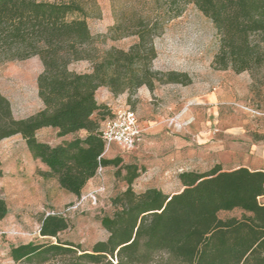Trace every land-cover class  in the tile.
Masks as SVG:
<instances>
[{
	"label": "trees",
	"instance_id": "1",
	"mask_svg": "<svg viewBox=\"0 0 264 264\" xmlns=\"http://www.w3.org/2000/svg\"><path fill=\"white\" fill-rule=\"evenodd\" d=\"M165 2L168 8L153 15V20L151 15L133 17L125 31L116 22L111 27L115 37L134 35L135 42L126 50L110 47L99 54L88 27L89 15L78 1L0 0V55L7 60L38 55L43 66L36 79L42 106L33 114L15 118L9 100L0 92V141L19 134L31 156L47 167L43 175L53 177L61 189L77 197L107 167L115 168V176L126 184L111 197V212L100 218L107 238L94 242L89 251L76 254L78 245L59 238L69 223L52 212L41 218L39 235L55 242L11 245L12 261L42 264L53 257L71 256L69 264H159V257L164 264H264L263 170L223 169L217 163L207 171L179 173L182 188L172 194L156 187L137 193L132 183L139 168L122 163L119 156H104L100 127L113 111L97 100L100 87L117 95L131 94L141 85L152 89L155 82L190 81L186 73L151 67L160 16L166 21L182 11L177 0ZM182 3L194 4L211 21L218 40L213 61L218 68L236 73L264 70V0ZM79 60L89 61L90 69L69 68ZM46 127L58 137L79 131L84 135L51 145L36 137ZM233 209L241 215H218ZM7 213L0 197V219Z\"/></svg>",
	"mask_w": 264,
	"mask_h": 264
},
{
	"label": "rangeland",
	"instance_id": "2",
	"mask_svg": "<svg viewBox=\"0 0 264 264\" xmlns=\"http://www.w3.org/2000/svg\"><path fill=\"white\" fill-rule=\"evenodd\" d=\"M87 11V23L97 53L110 47L128 49L134 35L115 37L116 23L130 27L133 17L150 20L168 8L165 0H76ZM180 15L162 21L153 36L155 71L186 73L187 83L155 82L131 94L113 95L106 87L96 92L98 101L113 111L117 107L135 112L142 128L140 143L131 151L113 146L105 157L119 156L122 163L134 164L139 175L132 188L142 192L156 187L164 193L179 191L178 175L183 171H207L219 163L223 169L246 166L253 169L264 146V70L234 72L214 64L218 40L211 21L192 3L177 4ZM38 55L7 60L0 55V92L9 100L15 118H24L41 108L36 79L42 71ZM69 68L88 71L90 62L74 61ZM84 135V131L58 137L54 129L36 132L40 141L54 145L62 139ZM260 165V164H259ZM264 169L262 164L259 166ZM47 167L34 159L19 134L0 141V197L8 213L0 219V264H18L9 257L11 245L48 239L39 235L41 218L49 213L62 215L69 223L59 234L81 250L107 238L100 218L111 212L110 199L126 187L115 168L107 167L91 179L79 197L61 189L53 177L43 173ZM124 173V170H122ZM263 201V198L260 199ZM220 218L239 217L241 211L219 212ZM159 264H164L156 257ZM71 256L53 257L42 264H69Z\"/></svg>",
	"mask_w": 264,
	"mask_h": 264
},
{
	"label": "built area",
	"instance_id": "3",
	"mask_svg": "<svg viewBox=\"0 0 264 264\" xmlns=\"http://www.w3.org/2000/svg\"><path fill=\"white\" fill-rule=\"evenodd\" d=\"M142 131L134 111L124 107L113 109L112 116L104 120L100 127L105 142L104 152L113 146L123 151L133 150L141 138Z\"/></svg>",
	"mask_w": 264,
	"mask_h": 264
},
{
	"label": "crops",
	"instance_id": "4",
	"mask_svg": "<svg viewBox=\"0 0 264 264\" xmlns=\"http://www.w3.org/2000/svg\"><path fill=\"white\" fill-rule=\"evenodd\" d=\"M256 159L259 161V163H257L256 165H254L253 166L254 167L253 169H258V170H263L264 171V169H262V167H259L261 164H262V166H264V146H263V149L261 150V153L260 154L257 153ZM263 199H264V197H263Z\"/></svg>",
	"mask_w": 264,
	"mask_h": 264
}]
</instances>
